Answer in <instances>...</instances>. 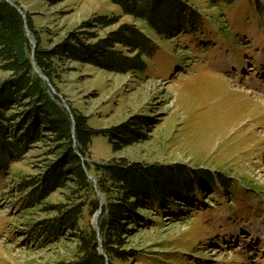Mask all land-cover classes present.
I'll use <instances>...</instances> for the list:
<instances>
[{
    "label": "rangeland",
    "instance_id": "374dc122",
    "mask_svg": "<svg viewBox=\"0 0 264 264\" xmlns=\"http://www.w3.org/2000/svg\"><path fill=\"white\" fill-rule=\"evenodd\" d=\"M188 1L199 14L197 25L166 40L110 0H10L32 14L45 47L65 45L72 33H79V46L87 47L125 23L144 28L159 45L140 75L67 56L55 60L59 93L89 118L90 126L116 130L134 127L140 118L148 123L144 138L120 151L107 134L94 136L88 161L125 158L209 169L230 185L207 186L173 199L174 209L151 210L154 221H141L125 235L126 250L137 257L114 264H264V0L215 7L208 0ZM97 15L120 21L106 29L85 27ZM84 32L98 37L88 39ZM29 38L35 41L34 34ZM5 76L0 69V79ZM52 146L49 139L32 144L17 170L29 177L46 171L55 155ZM13 182L0 174V264L75 260L70 233L57 242L41 241L43 218L51 213H22ZM65 200L62 191L47 199L52 205Z\"/></svg>",
    "mask_w": 264,
    "mask_h": 264
},
{
    "label": "trees",
    "instance_id": "16d2710c",
    "mask_svg": "<svg viewBox=\"0 0 264 264\" xmlns=\"http://www.w3.org/2000/svg\"><path fill=\"white\" fill-rule=\"evenodd\" d=\"M110 1L124 15L154 29L160 39L179 37L197 25L199 14L188 0ZM208 1L215 7L237 0ZM119 21V16L97 15L85 27L106 29ZM27 31L34 34L37 42L34 62ZM82 34L88 35V39L98 37L94 32ZM71 35V41L65 45L45 47L32 14L23 11L17 2L0 0V69L6 73L0 79V174L14 181L15 191L21 194L18 204L23 208L22 213L30 210L51 213L43 218L42 242L67 239L66 233L74 238L77 258L61 260L59 264H114L115 259L137 257L133 250H126L125 235L134 225L140 226L141 221H154L152 211L161 213L170 206L174 209L177 202L173 199L190 197L207 186L216 189L221 182V187L229 189L230 185L209 169L131 162L125 158L88 161L94 136L107 134L114 150L120 151L144 138L142 132L148 123L140 118L134 121V127L94 128L89 125V118L69 102L65 106L37 69L59 92L55 84L59 78L56 59L67 56L118 73L140 75L148 70V59L158 51L159 45L144 28L129 23L119 25L87 47L79 46L82 41L79 33ZM117 45L127 48L129 53L122 52ZM48 139L53 141L51 152L55 155L47 170L33 177L23 176L16 163L32 144ZM56 191H62L65 203L52 205L47 201ZM100 207V235L108 260L99 251L98 234L91 224ZM141 211L147 214L144 216Z\"/></svg>",
    "mask_w": 264,
    "mask_h": 264
},
{
    "label": "water",
    "instance_id": "95a60500",
    "mask_svg": "<svg viewBox=\"0 0 264 264\" xmlns=\"http://www.w3.org/2000/svg\"><path fill=\"white\" fill-rule=\"evenodd\" d=\"M10 2V0H7ZM12 3V2H10ZM13 4V3H12ZM27 34L28 36L30 37V32L27 31ZM31 42L33 43V53H32V58H33V62H34V51H35V48L37 46V43L34 41V40H31ZM37 72H39V74L48 82V84L51 86L52 88V91L64 102L65 106H67L66 102L64 101V97L52 86L51 82L49 81L48 77L44 74H42L38 69H37ZM89 177L91 179H93V181L96 183V180L94 178V176L92 174H88ZM98 194H100L98 192ZM103 204V199H101V206ZM102 212V209L100 207V209L96 212L94 218H93V226H94V229L97 231V234H98V239H99V251L106 257V259L108 260V257H107V254L104 252V249H103V243H102V238L100 236V227L98 225V221H99V216Z\"/></svg>",
    "mask_w": 264,
    "mask_h": 264
},
{
    "label": "bare ground",
    "instance_id": "6f19581e",
    "mask_svg": "<svg viewBox=\"0 0 264 264\" xmlns=\"http://www.w3.org/2000/svg\"><path fill=\"white\" fill-rule=\"evenodd\" d=\"M32 43V42H31Z\"/></svg>",
    "mask_w": 264,
    "mask_h": 264
}]
</instances>
